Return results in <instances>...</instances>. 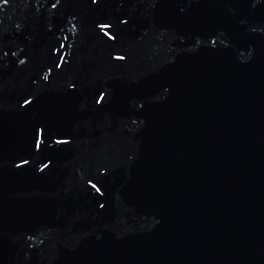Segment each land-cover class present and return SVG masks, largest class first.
<instances>
[{"label": "water", "instance_id": "water-1", "mask_svg": "<svg viewBox=\"0 0 264 264\" xmlns=\"http://www.w3.org/2000/svg\"><path fill=\"white\" fill-rule=\"evenodd\" d=\"M0 264H264V0H0Z\"/></svg>", "mask_w": 264, "mask_h": 264}]
</instances>
